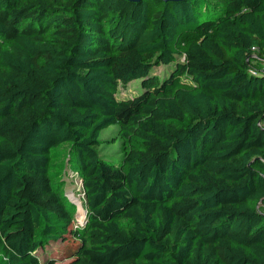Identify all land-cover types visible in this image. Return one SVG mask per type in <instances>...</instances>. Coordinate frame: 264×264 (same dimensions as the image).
<instances>
[{
	"label": "trees",
	"instance_id": "obj_1",
	"mask_svg": "<svg viewBox=\"0 0 264 264\" xmlns=\"http://www.w3.org/2000/svg\"><path fill=\"white\" fill-rule=\"evenodd\" d=\"M263 118L264 0H0V264H264Z\"/></svg>",
	"mask_w": 264,
	"mask_h": 264
},
{
	"label": "rangeland",
	"instance_id": "obj_2",
	"mask_svg": "<svg viewBox=\"0 0 264 264\" xmlns=\"http://www.w3.org/2000/svg\"><path fill=\"white\" fill-rule=\"evenodd\" d=\"M168 69V66L160 65L156 69V72L159 74V76H162L166 71H168ZM139 91L140 81L132 80L126 84L119 83L116 87L115 95L117 98H128L136 95ZM99 137L101 139V143L97 146V150L100 153L116 154L119 151V141L117 140V125H111L105 129H102L100 131ZM67 149L68 144H65L56 150V155L58 156L57 163L59 164L60 170L63 175V192L67 196L68 200L75 205V207L83 211V199L80 192L82 187L80 179L78 175L76 173H73L67 165ZM77 212L78 211H76L74 222L75 224L80 225L82 220L84 221V217L82 215L80 216V214H77ZM72 242V239L66 241H58L57 243L47 247V249L40 254L43 258L51 257L52 259H54L55 262L53 264H68L71 261V258L64 257V249L66 246L72 245Z\"/></svg>",
	"mask_w": 264,
	"mask_h": 264
},
{
	"label": "water",
	"instance_id": "obj_3",
	"mask_svg": "<svg viewBox=\"0 0 264 264\" xmlns=\"http://www.w3.org/2000/svg\"><path fill=\"white\" fill-rule=\"evenodd\" d=\"M127 1L137 2V1H140V0H127ZM162 1H182V0H162ZM77 211H78L77 214H80V216L84 214L83 213L84 211H82L81 209H78Z\"/></svg>",
	"mask_w": 264,
	"mask_h": 264
},
{
	"label": "built area",
	"instance_id": "obj_4",
	"mask_svg": "<svg viewBox=\"0 0 264 264\" xmlns=\"http://www.w3.org/2000/svg\"><path fill=\"white\" fill-rule=\"evenodd\" d=\"M259 124H262V125H264V118H263V120L262 121H260L259 122ZM81 183V182H80ZM82 187V186H81ZM80 192H81V190H80ZM82 197V196H81ZM79 202V201H78ZM83 217H84V215H82ZM83 223V220H82V222H81V224Z\"/></svg>",
	"mask_w": 264,
	"mask_h": 264
}]
</instances>
